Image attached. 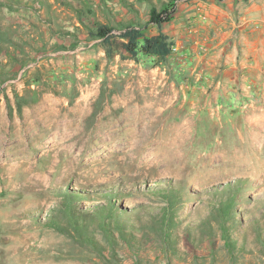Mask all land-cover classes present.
Listing matches in <instances>:
<instances>
[{
  "label": "rangeland",
  "instance_id": "1",
  "mask_svg": "<svg viewBox=\"0 0 264 264\" xmlns=\"http://www.w3.org/2000/svg\"><path fill=\"white\" fill-rule=\"evenodd\" d=\"M85 2L0 0V264H264V0ZM164 4L167 64L86 34Z\"/></svg>",
  "mask_w": 264,
  "mask_h": 264
},
{
  "label": "trees",
  "instance_id": "2",
  "mask_svg": "<svg viewBox=\"0 0 264 264\" xmlns=\"http://www.w3.org/2000/svg\"><path fill=\"white\" fill-rule=\"evenodd\" d=\"M81 1L85 5L87 11H92V7L89 6L85 0ZM172 12L173 8H169V4H164L157 10L154 8L149 20L147 21L142 22L140 20L127 18H119L114 22H112L111 19H107L106 21H97V23H93V26H86V34L90 37V39L99 41L107 57H111V47L113 43H117L120 51L122 53H126L129 58H138L139 54H143L154 57L160 63L167 64L168 58L172 53L173 43L167 34L162 30V25L168 21ZM150 23L156 26L157 31L154 34L147 35L145 33V29ZM3 35V32L0 31V40L4 38ZM2 41L5 43L9 42V40ZM102 94H106L104 93V90L101 91L100 95ZM106 96H108V94H106ZM24 104L27 103H18L20 107ZM160 193L164 202L161 207L160 215L162 220L160 222L163 229H165L164 226L172 227L173 224L176 223L173 216L176 213L175 205L177 204V199L179 197L177 196V191H160ZM233 201L234 196H230L219 207L218 211L222 220L231 217L230 215L232 213ZM100 211L102 226L107 228L108 232L114 225L120 224L116 217L113 220H109L115 212L114 206L110 205L107 210L100 209ZM72 222L77 223L74 220H72ZM55 229L60 228L56 227ZM82 231L83 228L81 229V232ZM88 236L89 235L86 234V237Z\"/></svg>",
  "mask_w": 264,
  "mask_h": 264
}]
</instances>
